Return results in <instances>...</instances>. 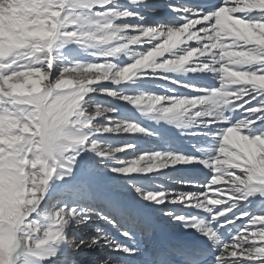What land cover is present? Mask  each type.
<instances>
[{
  "label": "snow or ice",
  "instance_id": "obj_1",
  "mask_svg": "<svg viewBox=\"0 0 264 264\" xmlns=\"http://www.w3.org/2000/svg\"><path fill=\"white\" fill-rule=\"evenodd\" d=\"M160 218L198 242L147 252ZM257 240L264 0H0V264H264Z\"/></svg>",
  "mask_w": 264,
  "mask_h": 264
},
{
  "label": "bare ground",
  "instance_id": "obj_2",
  "mask_svg": "<svg viewBox=\"0 0 264 264\" xmlns=\"http://www.w3.org/2000/svg\"><path fill=\"white\" fill-rule=\"evenodd\" d=\"M173 3H176L177 0H172ZM180 3H190L192 2V0H179ZM238 15V14H237ZM196 27H200L199 25H197ZM194 30V29H193ZM183 39V37L181 38ZM189 43H195L194 41H190ZM100 84H105V85H109L111 87H116L115 85H111L110 81H100ZM67 90V89H65ZM101 99H111V98H107L105 96H101ZM121 103H126V102H121ZM129 108H132L133 106H128ZM138 115V114H137ZM142 124H146L149 127L152 128H156L157 131L161 130V126L156 125L152 122H147V121H142ZM168 126L165 125L164 128H167ZM125 135V134H123ZM143 134L141 133H128L126 134L127 137H135V136H141ZM170 139L175 142L178 146H180L181 148H183L185 151L187 152H191L194 151L193 148H191L189 146V144L184 143V139L180 137L179 133L177 130L172 129L169 133H168ZM143 154V153H140ZM123 155V154H121ZM129 159H134L135 157H128ZM147 161H142L141 163H146ZM172 166H170L169 169H156V172H160V171H172L170 170ZM175 167H192V165H176ZM131 175H135L131 174ZM168 181V179L161 177L157 183H161V184H166ZM169 185V184H168ZM175 185V184H173ZM166 186V185H165ZM178 186V185H175ZM179 187V186H178ZM213 188H218V187H225V185L221 184V185H213ZM209 195H214L216 193L214 192H209ZM98 223L101 222H91V223H86V224H82L79 226H73V234H76V238L79 239L81 237L88 239L89 237L95 235V227L97 226ZM102 224V223H101ZM158 229V231L156 232L155 229ZM182 230V231H181ZM143 240L145 243V249L148 250H152L154 247L153 245L156 244L155 247L157 246H163V245H168V244H172V245H179V244H196L197 241V234H189L187 233L183 228H179V227H175L172 224H169L167 222L166 219L164 218H160V219H154L152 224H151V228L150 231L147 232L144 236H143ZM264 241H259L257 240V243H261ZM97 250H102L103 251V255L98 256V252ZM108 249L103 248V247H96V248H84L79 250L78 252V257L79 259L82 261V264H98L97 262H100L101 259H107L108 256ZM101 253V251L99 252ZM107 253V254H105ZM106 255V256H105Z\"/></svg>",
  "mask_w": 264,
  "mask_h": 264
},
{
  "label": "rangeland",
  "instance_id": "obj_3",
  "mask_svg": "<svg viewBox=\"0 0 264 264\" xmlns=\"http://www.w3.org/2000/svg\"><path fill=\"white\" fill-rule=\"evenodd\" d=\"M128 134V133H127ZM123 135V134H122ZM126 135V134H125ZM169 182H167L165 185L166 186H170V187H177L178 188V186H175V185H173V184H169ZM181 190H184V189H181ZM97 226H100V227H105L103 224H101V223H98L97 224ZM96 226V227H97ZM95 227V228H96ZM156 231H157V228L155 229ZM182 231V230H181ZM73 236H74V238H76V234H73ZM77 239V238H76ZM101 251V253H99ZM97 252H98V256H101V255H103V251L102 250H97ZM109 252V251H108ZM105 254H107V253H105ZM106 256V255H105ZM98 264H99V262H97ZM86 264H88V263H86Z\"/></svg>",
  "mask_w": 264,
  "mask_h": 264
}]
</instances>
